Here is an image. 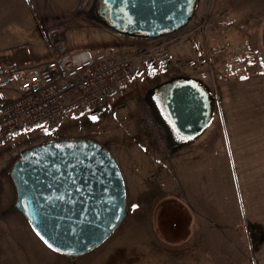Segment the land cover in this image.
<instances>
[{
    "label": "rangeland",
    "instance_id": "1",
    "mask_svg": "<svg viewBox=\"0 0 264 264\" xmlns=\"http://www.w3.org/2000/svg\"><path fill=\"white\" fill-rule=\"evenodd\" d=\"M95 2L0 0V43L12 45L10 54L28 52L36 63L48 58L53 43L68 51H95L114 38L133 48H158L145 65V75L152 78L140 80L143 85L177 72L201 78L217 92L223 78L220 107L213 106L210 125L196 139L213 143L203 149L172 145L148 101L141 102L131 89L123 97L119 94L95 120L81 118L63 126L57 135L89 138L106 146L123 164L126 176L124 221L101 245L70 258L48 250L34 237L24 238L27 221L9 208L15 190L8 166L22 148L55 137L34 129L17 133L9 148L13 149L0 157V264H9L11 250L20 252L15 257L24 256L25 264H206L204 254L194 246L190 249L197 240L175 245L168 239L180 231L184 235L201 220L216 224L224 211L215 206L222 205V193L232 205H259L262 212L250 218L264 228V0H197L181 29L158 37L115 33L96 15ZM168 153L178 156L174 161H182L175 169L167 165ZM155 159L162 167L153 163ZM163 169L172 170L168 182L160 177ZM173 172L179 174V182ZM139 173L146 178L137 177ZM156 183L158 190L146 196L148 203L138 205L140 191L152 192ZM168 185L180 197L173 199L171 192L170 196L164 192ZM187 193L215 206L216 215L192 210L182 199Z\"/></svg>",
    "mask_w": 264,
    "mask_h": 264
},
{
    "label": "water",
    "instance_id": "2",
    "mask_svg": "<svg viewBox=\"0 0 264 264\" xmlns=\"http://www.w3.org/2000/svg\"><path fill=\"white\" fill-rule=\"evenodd\" d=\"M106 1L112 20L106 23L113 30L158 37L183 26L197 0ZM185 88L195 86L182 85L177 88L181 94L174 91L177 125L193 123L189 131L197 132L206 108L196 92L186 94ZM7 172L15 190L12 209L24 215L47 247L45 240L51 250L70 258L98 247L127 215L121 170L110 150L95 140L58 137L38 142L22 149Z\"/></svg>",
    "mask_w": 264,
    "mask_h": 264
},
{
    "label": "built area",
    "instance_id": "3",
    "mask_svg": "<svg viewBox=\"0 0 264 264\" xmlns=\"http://www.w3.org/2000/svg\"><path fill=\"white\" fill-rule=\"evenodd\" d=\"M123 51L124 43L118 40L95 51H68L53 43L51 58L35 70L24 71L14 60L4 63L0 87L8 86L13 75L19 77L15 95L0 107V153L15 145L6 141L17 132L32 127L59 136L63 126L110 107L121 89L143 75L155 48Z\"/></svg>",
    "mask_w": 264,
    "mask_h": 264
},
{
    "label": "crops",
    "instance_id": "4",
    "mask_svg": "<svg viewBox=\"0 0 264 264\" xmlns=\"http://www.w3.org/2000/svg\"><path fill=\"white\" fill-rule=\"evenodd\" d=\"M11 46H12L11 44H4L3 42L0 43V68L4 65L6 61L12 60V58H15L16 61H18L20 67L27 68L29 70H32L34 66L38 64V62L36 63L34 62L33 57H29L30 55L28 52L24 53L25 50L21 52L24 54H17L16 52H15L16 54H10V51L14 49ZM6 51L9 53L8 54L5 53ZM151 78H152L151 76H145L144 79L149 80ZM247 79L248 77L240 78V79H236V81L242 82V81H246ZM16 80H17V75L13 77L12 82L9 86L0 88V105H1V102L4 99H6V96L8 94H11L10 96L14 94ZM197 80L201 86L203 85L204 88L207 87L206 82L203 81L201 78H197ZM220 80L222 81H220L219 86H217L218 91L217 92L216 91L214 92L213 90L211 91L214 96V105L217 107H220L219 98H221V92L223 89L222 86L224 84L223 78H221ZM251 97L254 98V95H251ZM196 139L192 142H187L188 144L186 143L185 145H190L189 146V148L191 147L190 149H193V148L203 149L207 145H211L213 143V141L210 143H207L204 140H196ZM261 140H262V144H264V136H262ZM146 156L147 158H149L148 155ZM167 156H168L167 165L169 167L171 165V167L175 169V166L177 167V164L181 160L174 161V159L177 158L178 156H175V154H172V153H168ZM195 156L196 155H193V157ZM162 162H165V161L163 160ZM153 163L156 164L157 167L158 166L162 167V165L158 164L160 162L157 161L156 159L153 161ZM119 166H120L122 175L125 180L126 176H124L123 164H119ZM178 175L173 172V177L176 179L177 182H179ZM138 176L140 178H146V175H142L140 173L137 175V177ZM171 176H172V170L170 169L165 170L164 173L160 175L162 179H166V182L170 181ZM157 186H158L157 183L154 184V186H152V189H153L152 192L140 191V195H139L140 202L138 205H140V203H148L149 199L146 196L152 195L153 193H155V191L158 190ZM167 188L168 189L165 190L164 192H166L167 194L171 192L170 195L172 196L173 199L176 198L175 196L180 197V194L174 193L175 190H173L172 185H168ZM227 194L231 196L229 192H227ZM182 199L184 203L187 202L189 205H191V209L194 211H197L199 215L203 214V211H205V213L208 216L216 215L215 206L223 207L224 211L220 215L219 220L215 221L217 222L216 224L209 225L208 222H203L201 220L198 223L200 225H197L194 228L189 226L187 230L184 232V235L180 231L178 234L168 239L170 242H173L175 245H181L187 242L193 243L195 240H197L198 242L191 245L190 249H193V246H194L195 249L199 250V253L204 254L206 264H264V253H263L264 251V228H262L263 226L260 223L254 222L250 218V217L257 216L259 215V213L262 212V209H260L259 205H256V208L252 207L253 205H232L228 201L227 202L225 201V197L223 193H222V205H215L214 209L212 205L209 202L204 201L200 197V195L195 196L190 193H187L186 196L182 195ZM11 206L12 205H10L9 208H12ZM17 212L21 214L20 216L22 220L26 222L27 220L24 217V215L20 211H17ZM19 219L20 218L18 217V220ZM26 224H28V222ZM217 225L220 227V229L217 228ZM220 225H222L223 227H226V229L222 228ZM25 228L27 231L26 232L27 235L24 236V238L32 240L31 238L34 237L45 248L48 249V247L32 231L29 224ZM226 233H228V235H226ZM180 235H183V237L182 236L179 237ZM26 241L29 242V240H26ZM35 247H38V246L35 244ZM10 252L12 253L11 256L7 254L8 257L6 258L9 264L28 263L26 260H23L24 256L22 255L20 257H15L17 255L16 253H20V252H16L12 250Z\"/></svg>",
    "mask_w": 264,
    "mask_h": 264
},
{
    "label": "flooded vegetation",
    "instance_id": "5",
    "mask_svg": "<svg viewBox=\"0 0 264 264\" xmlns=\"http://www.w3.org/2000/svg\"><path fill=\"white\" fill-rule=\"evenodd\" d=\"M94 11L99 19L105 22H112L110 16V5L106 0H98L94 4ZM143 35L142 32H136V35ZM190 76L183 74H174L167 76L165 79L154 82V84H145L144 88L140 91L139 95L136 92L130 91V93L138 95V99L142 101H148L151 109L154 112L156 119L160 125H163L166 130H168L169 139L172 142V145H182L186 144L190 140L198 138L202 129H206L207 125L211 122L213 115V106L214 100L210 91L201 86L197 80L189 78ZM184 84H189L195 86L194 90L188 88L183 89V92L186 94L191 93L190 91L196 92L201 104H203L204 113L206 117L204 121H200L199 129L197 132H191L189 129L192 127L193 123H186L179 128L177 125V115L174 112V99L179 93L177 88L181 87ZM175 93L178 92L176 95ZM124 91L121 95H124ZM181 94V93H179ZM195 97V96H194ZM197 101V102H199ZM178 126V127H177ZM200 133V134H199ZM161 183V182H159Z\"/></svg>",
    "mask_w": 264,
    "mask_h": 264
},
{
    "label": "snow or ice",
    "instance_id": "6",
    "mask_svg": "<svg viewBox=\"0 0 264 264\" xmlns=\"http://www.w3.org/2000/svg\"><path fill=\"white\" fill-rule=\"evenodd\" d=\"M92 119L95 120L96 117H92ZM133 207L135 208L136 206H133ZM37 235H39V233H37ZM41 239H43V237H41ZM45 243L48 244V247H50V248L52 247V244L48 243L47 240H45Z\"/></svg>",
    "mask_w": 264,
    "mask_h": 264
}]
</instances>
